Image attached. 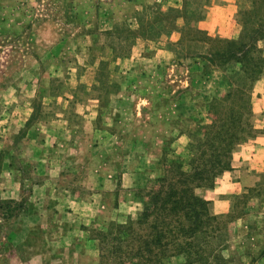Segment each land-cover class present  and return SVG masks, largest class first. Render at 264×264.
Returning a JSON list of instances; mask_svg holds the SVG:
<instances>
[{
  "label": "rangeland",
  "instance_id": "obj_1",
  "mask_svg": "<svg viewBox=\"0 0 264 264\" xmlns=\"http://www.w3.org/2000/svg\"><path fill=\"white\" fill-rule=\"evenodd\" d=\"M255 2L0 0V264H137L119 227L172 164L193 170L222 112L254 130L194 191L220 221L209 254L264 264V0L240 23ZM220 40L261 50L245 61L248 122L238 97L211 109L242 81L233 60L210 61Z\"/></svg>",
  "mask_w": 264,
  "mask_h": 264
},
{
  "label": "trees",
  "instance_id": "obj_2",
  "mask_svg": "<svg viewBox=\"0 0 264 264\" xmlns=\"http://www.w3.org/2000/svg\"><path fill=\"white\" fill-rule=\"evenodd\" d=\"M260 3L261 0H256L252 10L243 12L240 19L242 27H246L244 19L254 14ZM219 43L226 50L214 54V58L211 56L210 61L214 63L219 60L227 65L232 64L229 60H233L238 67L232 71L240 75L242 81L229 87L225 98L214 99L211 109L225 107L231 112L229 105L233 102L230 100L238 97L244 109L249 107V112L245 111L240 115L242 122H248L247 117L251 116V93L241 85L242 82H247L248 77L245 61L249 54H260L261 50L247 41L220 40ZM251 73L253 71H249ZM215 114L217 117L205 126V140L191 148L193 150L197 147L200 153L193 158V170L185 171L183 167L172 164L168 176L155 180V187L144 201L141 217L119 227V234L124 233L123 242L127 243L130 250L125 252V256L135 259L137 264H167L177 258L181 260V264H212V261L221 258L218 254H209L212 244L218 238L220 221L210 214L208 203L194 191L211 184L217 174L230 166V154L254 129L250 127L248 131L244 128L243 133H239L235 131L238 129L234 125L226 124L225 112ZM247 131L249 135L246 136L244 134ZM228 135L230 138L226 139ZM8 207L9 204L6 209ZM0 208L4 209L2 205ZM134 244L136 247L132 248Z\"/></svg>",
  "mask_w": 264,
  "mask_h": 264
},
{
  "label": "crops",
  "instance_id": "obj_3",
  "mask_svg": "<svg viewBox=\"0 0 264 264\" xmlns=\"http://www.w3.org/2000/svg\"><path fill=\"white\" fill-rule=\"evenodd\" d=\"M227 181H225V182H223V186H221V187H219L217 190H215V191H213V192H209V194H211L212 193V195H213V198H211L210 200L213 202V206H215V208H218V207H224V205H226L227 204V202L226 201H224L223 199L222 200H220L219 199V197H218V191L220 190V189H224V188H226L227 187ZM226 208V207H225ZM225 209H223V211H224ZM218 212H222V211H218Z\"/></svg>",
  "mask_w": 264,
  "mask_h": 264
}]
</instances>
